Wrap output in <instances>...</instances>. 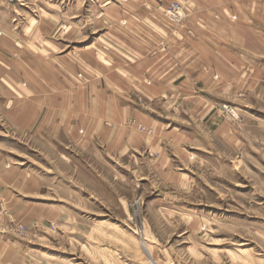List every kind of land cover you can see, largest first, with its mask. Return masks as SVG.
Instances as JSON below:
<instances>
[{"label":"crops","instance_id":"1","mask_svg":"<svg viewBox=\"0 0 264 264\" xmlns=\"http://www.w3.org/2000/svg\"><path fill=\"white\" fill-rule=\"evenodd\" d=\"M176 1L177 26L163 14ZM33 8L0 0V192L109 184L117 169L190 179L247 147L217 103L264 99V0Z\"/></svg>","mask_w":264,"mask_h":264},{"label":"rangeland","instance_id":"2","mask_svg":"<svg viewBox=\"0 0 264 264\" xmlns=\"http://www.w3.org/2000/svg\"><path fill=\"white\" fill-rule=\"evenodd\" d=\"M31 2L35 19H47L40 8L58 11L66 0ZM217 107L247 147L218 166L195 163L190 179L139 170L134 183L117 169L107 171L109 184L0 192V264L263 263L253 257L264 256V99Z\"/></svg>","mask_w":264,"mask_h":264},{"label":"built area","instance_id":"3","mask_svg":"<svg viewBox=\"0 0 264 264\" xmlns=\"http://www.w3.org/2000/svg\"><path fill=\"white\" fill-rule=\"evenodd\" d=\"M9 3H17L18 0H7ZM165 14L167 20L174 24L177 25L181 23V21L185 18V14L183 13L182 6L179 3H171L169 4L166 9H165ZM223 110L225 112H230L229 108L226 106H222ZM231 113V112H230ZM232 114V113H231Z\"/></svg>","mask_w":264,"mask_h":264},{"label":"bare ground","instance_id":"4","mask_svg":"<svg viewBox=\"0 0 264 264\" xmlns=\"http://www.w3.org/2000/svg\"><path fill=\"white\" fill-rule=\"evenodd\" d=\"M234 112V111H233Z\"/></svg>","mask_w":264,"mask_h":264}]
</instances>
